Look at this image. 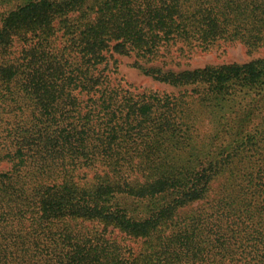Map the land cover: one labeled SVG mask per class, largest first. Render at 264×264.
Wrapping results in <instances>:
<instances>
[{"label":"trees","instance_id":"trees-1","mask_svg":"<svg viewBox=\"0 0 264 264\" xmlns=\"http://www.w3.org/2000/svg\"><path fill=\"white\" fill-rule=\"evenodd\" d=\"M62 1L51 3L40 0L19 6L3 19L0 27L2 55L14 37L21 41L32 36L38 39L32 48L22 51L25 56L23 62L0 64V81L7 83L16 80L21 74L20 86L31 100L43 108L48 121L52 118L50 114L53 113L54 105L63 99L69 100L73 90L89 93L95 82H98L97 78L100 77L95 76V66L104 60L102 51L105 43L112 39H120V44L130 42L140 50L147 49L152 53L157 49L161 37L167 38L172 33L187 36L191 32L198 34L197 40L203 47H209L217 36L228 30H233L234 34L240 32L241 40L250 49L264 42V0H244L243 3L237 0ZM192 1L196 4L193 8ZM74 11L78 15L71 24L67 15ZM55 19L59 21L63 34L68 35L84 52L74 73L65 69L62 61L66 58L62 51L43 48L44 43L55 35ZM183 37L188 40L186 36ZM235 66L225 67L224 72L230 74L222 77L223 82L238 81L245 87L258 80L264 82V61L244 63L238 68ZM195 73L169 77V80L179 78V82L184 84ZM81 79H84L83 84L80 83ZM98 92V121L93 124L92 120L95 119L89 114L85 115L92 119L82 124L84 140L79 144V150L88 149L92 142L95 147L102 149H98L96 154L102 155L104 161H109L112 176L118 177L113 184L107 178L103 180L107 186H112L113 195L121 193L119 179L122 172H119V168L129 167L127 160L130 150L145 146L136 155L138 162L133 168L136 172H143L147 165L144 161L146 156H143L147 144L152 150L151 154L158 152L161 162L157 163L155 170L162 174V178L155 180L148 176L141 181L134 180L127 184L126 191L138 199L148 195L146 209L151 216L145 220L139 218L136 208L127 213V208L119 207L120 202L115 203L112 210L111 205L106 204L104 191L100 188L82 189L66 177L60 183L56 182L55 177L46 171L50 167L48 153H41L43 147L46 150V142L51 135H38V149L27 146L23 136L16 150H6L0 158L10 164L5 172H0V222L11 219L0 228V234L2 238L11 236L8 226L13 227L14 224L21 227L26 219L30 246L19 247L21 254L17 258L12 248L0 237V241H3L0 242V264H238L222 261L225 252L222 246L227 240L224 222L221 221L217 226L218 245L210 249L212 239L207 236L209 223L200 216L191 215L187 218V228H178L174 212L182 204L208 192L211 181L220 178L226 182L244 174L243 181L249 183L252 193L262 194L259 182L264 178V133L245 134L244 128L240 126L229 145L223 149L222 159L211 160L208 165L192 172L191 166H182L180 162L169 160L174 151L173 146L178 144L173 119L185 111L180 98L170 101L166 97L169 104L164 103V106L155 104L154 107V103H145L138 107L125 101L121 107L116 105L117 90L110 88L103 79ZM59 118L57 122L61 124L65 117ZM134 130L136 132L131 134ZM146 136L149 137L148 142L143 139ZM78 148L68 147L62 151L64 154L61 158L64 160L69 157L70 163H75ZM243 158L245 161L241 162ZM20 183L22 185L19 187ZM235 208L230 210L235 213ZM242 209L246 213L250 212L249 208L241 207L237 208V213ZM219 210L223 218L225 209L220 207ZM94 219L112 223L133 236L144 238L142 252L135 259L124 262L119 247L105 243L100 236L90 231H83L89 230L86 221ZM232 223H229L235 228L232 232H238L240 222L232 220ZM58 225H62V232L56 233V236L60 235L56 240L52 228ZM182 228L185 229L181 234L178 229ZM166 231L169 233L166 234ZM69 232L72 236L65 235ZM41 233L50 236L55 244L45 249L32 246L33 234ZM27 236L17 232L12 238L16 237L17 243L25 246ZM15 253L19 254L18 250ZM239 264H264V260L248 259Z\"/></svg>","mask_w":264,"mask_h":264},{"label":"rangeland","instance_id":"rangeland-1","mask_svg":"<svg viewBox=\"0 0 264 264\" xmlns=\"http://www.w3.org/2000/svg\"><path fill=\"white\" fill-rule=\"evenodd\" d=\"M37 1L40 0H0V27L3 19L17 7ZM47 1L51 3L63 2L62 0ZM237 1L244 2V0ZM191 5V8L196 6L193 1ZM77 15L78 12L75 11L67 15L71 24ZM93 16L94 13L91 17ZM53 25L56 29L55 35L44 43L43 48L50 51H62L66 58L62 61L65 69L74 73L75 67L83 59L84 52L75 41L63 34L58 20L55 19ZM158 34L161 35L160 32ZM183 36H186L188 40ZM197 37L198 34L194 35L192 32L188 36L169 34L167 38L161 37L157 49L153 53L147 49L140 50L130 42L120 44V39L106 42L105 49L102 51L104 60L95 66V76L99 75L100 77L97 78L98 82H95L89 93L73 90L69 100L63 99L59 104L54 105L53 113L50 114L52 118L49 121L44 116L43 108L31 100L20 86L21 74L17 76L16 80L7 83L0 81V158L5 155L6 150H16L23 136L27 140V146L38 149L39 141H36V138L38 135L48 133L51 137L46 142V150L43 147L41 153L44 151L48 153L50 167H47L46 171L53 178L55 177L56 182L60 183L66 177L72 179L82 189L100 188L101 191H104L106 204L111 205L112 210L115 203L120 202L119 207L127 208V213L136 208L140 215L138 217L147 219L151 216L146 209L149 204V196H141L139 199L131 196L126 192L127 184L134 180L141 181L148 176L160 180L162 174H158L155 170L157 163L161 162L158 157L159 153L151 154L152 150L147 144L146 150L143 151V156H146L144 161L147 165L143 172H136L133 170L135 163L138 162L136 155L145 146L130 150L127 160L129 167L119 168V172H122L119 179L121 193L113 195L112 186H107V182L103 180L107 178L113 184L118 177L112 176L109 161H104L102 155L96 154L98 149H102L95 147L92 142L88 149L79 150L81 149L79 144L84 140L82 124L92 118L95 119L92 120L93 124L98 121V119L96 120L98 112L96 106L99 102L98 89L102 79L109 83L110 88L117 90V106L123 107L125 101H128L131 105L138 107L145 103H154L155 107V104L164 106V103H167L168 105L169 101L166 102V97L170 101L175 98L182 100L185 111L177 116L178 118L173 119L177 129L175 140L178 144L173 146L174 151L169 156V160L180 162L182 166H191L192 172L208 165L211 160L222 159L223 149L229 145L233 134L240 126L244 128L245 134L264 133V82L258 80L251 86L245 87L238 81H225V83L222 79L223 76L230 74L224 72L225 67L236 65L235 67L238 68L244 63L256 60L264 61V42L258 47L250 49L241 40V33L234 34L233 30H228L217 36L209 47H203ZM36 41L38 42V39L34 36L27 38L26 41L14 37L12 44L7 46L3 55L0 53V64L23 62L25 56L22 55V51L32 48ZM205 68L207 70L202 72ZM193 71L196 73L184 84L179 82V78L169 80V77L188 75ZM80 83L83 84L84 79H81ZM86 114L92 118H87ZM60 115L63 116L59 118ZM63 117L65 119L61 121V124L57 122L58 118L60 120ZM57 123H59L58 126ZM132 128L135 129V125ZM90 130H93L92 126ZM135 132V130L131 131V134ZM143 139L148 142L149 137L146 136ZM75 146L79 147L76 162L70 163L69 157L63 160L61 157L64 152L62 151ZM244 161V158L241 159V162ZM9 167V163L0 160V172H5ZM124 170L125 172H123ZM243 177L244 174H241L239 178H234L236 180L226 182H223L221 178L212 180L208 192L182 204L174 212V220L178 222V228L179 226L187 228V218H190L191 215L192 217L200 216L209 223L207 228L210 231L207 236L212 239L209 243L210 249H213V245H218V241H216L219 234L217 226L221 221L224 222L227 240L222 246L225 247V252L222 255L223 262L232 261L239 264L248 259L252 261L264 260L262 258L264 255V178L259 182L262 194H253L249 183L243 181ZM50 184L53 185L51 182ZM21 185L22 183L19 184V187ZM113 196L118 197L113 198ZM220 207L225 209L223 218L219 214ZM235 207H247L250 212L246 213L242 209L240 213H237ZM230 208H235V213ZM244 212L246 215H242ZM232 220L240 222V228L236 233L232 232L235 229ZM10 221L11 219L5 223L0 222V228ZM229 223H232L233 226ZM27 225L25 219L24 225L21 227L14 224L13 227L8 226L11 229L8 234L11 236L2 238L0 234L1 239L12 248L17 258L21 254L19 247L30 246L26 233L28 232ZM86 225L89 230L83 229L84 232L90 231L93 235L100 236L105 243L119 247L121 251L119 253H121L124 262L135 259L142 252L141 247L144 241L142 237L133 236L119 227H115L112 223H106L99 219L87 220ZM61 226L52 228L56 240L60 236H56V233L62 232ZM185 228L178 229V231L182 234ZM17 232L27 236L25 246L22 243H17L16 237L12 238ZM165 233L167 234L169 231ZM72 234L74 235V231ZM72 234L69 232L65 235L72 236ZM32 242V246L35 245L41 249L50 248L55 244L50 236L44 233L33 234ZM17 250L19 254L15 253Z\"/></svg>","mask_w":264,"mask_h":264}]
</instances>
